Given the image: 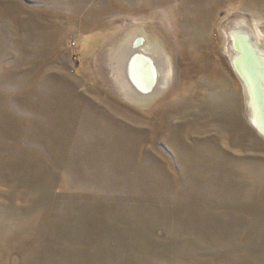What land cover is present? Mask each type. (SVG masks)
<instances>
[{"label": "rangeland", "instance_id": "1", "mask_svg": "<svg viewBox=\"0 0 264 264\" xmlns=\"http://www.w3.org/2000/svg\"><path fill=\"white\" fill-rule=\"evenodd\" d=\"M243 21L264 49V0H0V264H264Z\"/></svg>", "mask_w": 264, "mask_h": 264}, {"label": "bare ground", "instance_id": "2", "mask_svg": "<svg viewBox=\"0 0 264 264\" xmlns=\"http://www.w3.org/2000/svg\"><path fill=\"white\" fill-rule=\"evenodd\" d=\"M246 22L243 21V25L238 23L236 24L237 26L229 29L228 34L230 40L228 43V51L232 55L231 61L234 70L242 79L250 119L256 129L260 131V133L264 134V64L258 65L257 62H254L255 59L253 58L252 52L246 50V44L251 41L255 46L259 48V50L264 51V49L262 47L263 45L261 46L260 44H258L259 42L256 40V37L252 33L253 30L249 29L246 26L248 23ZM128 37L129 36H127V38ZM127 38V41H120L115 45L114 50H111V58H113L116 63H119V66L121 62H124L125 64H123L127 68V70L125 69L126 72H130L132 62L131 60L133 59L134 54L129 53L128 48L131 47V40H128ZM143 39H145L146 43L142 45L141 43L143 42ZM133 42H138L137 50H139L137 51L139 55L135 62V65L137 66L134 68L136 72L130 73L132 75L131 77L126 76L125 79L121 78V81L123 82V84H121V89L123 88L125 92L124 94L128 99H134L138 102H141L133 97V94H135L133 90L137 91V87L135 88L132 84H129L130 82L128 81L136 80L139 86L141 85V87H143L144 89L147 86H153V79L156 77V72L153 73L154 71L152 70V67L149 66L150 61L148 60L151 56L149 57L148 52L152 50L153 53L154 49L157 48V45L159 43L156 40H151V37L149 39L148 35H146V38L145 35H143L142 38H137ZM140 46H143L144 50H141ZM123 51L125 53H123ZM124 54L127 55L124 56ZM118 55L119 58L118 60H116ZM138 59L140 60V62L138 61Z\"/></svg>", "mask_w": 264, "mask_h": 264}, {"label": "water", "instance_id": "3", "mask_svg": "<svg viewBox=\"0 0 264 264\" xmlns=\"http://www.w3.org/2000/svg\"><path fill=\"white\" fill-rule=\"evenodd\" d=\"M251 37V36H250ZM246 50L249 52H252L253 58L255 59L254 62H257L258 65L259 64H264V51L259 50V48L257 46H255L253 44V42H248V44H246ZM252 59V57H251ZM149 66L152 67V70L154 71L153 73H155V68H153V63L151 62V60L149 59ZM155 77V76H154ZM155 80V78L153 79ZM151 85V83H150ZM260 132V131H259ZM263 134V133H262ZM264 135V134H263Z\"/></svg>", "mask_w": 264, "mask_h": 264}]
</instances>
